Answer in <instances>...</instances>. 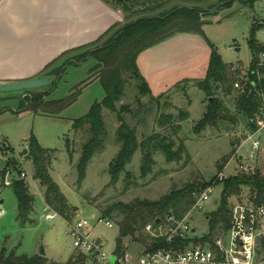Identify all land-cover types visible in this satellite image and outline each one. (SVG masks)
<instances>
[{
  "label": "rangeland",
  "instance_id": "rangeland-1",
  "mask_svg": "<svg viewBox=\"0 0 264 264\" xmlns=\"http://www.w3.org/2000/svg\"><path fill=\"white\" fill-rule=\"evenodd\" d=\"M113 6L121 8V4L108 0ZM199 7L208 10L203 17L201 27L202 34L196 38L192 35L175 33L166 38L170 55L181 57V67L176 70V82L168 76L170 83L167 90L154 96L158 99L159 108L151 103L147 96H140L141 107L136 105L135 96L138 91L135 81L126 78L125 95L122 102L129 104L135 111L133 116L126 115L125 119L136 130L138 140L153 132L169 136L174 142L173 150L181 145L184 151L180 154V160L167 162L164 155L158 151L153 152L154 165L151 172L141 177L139 167L142 162L141 151L137 150L126 170L132 174L135 185L125 184L123 175L116 186L107 189L101 197L97 195L108 184L109 162L116 156L120 144L117 141L118 122L115 115L104 109L103 118L107 130L105 147L103 151L95 154L86 168V175L77 188V162L81 143L87 138L81 131L74 133L73 122L83 116L95 101H101L104 91L96 78H89V71L95 64L92 57L77 65H66L65 74L58 80L54 92L49 94V100L62 99L80 88L76 100L62 111L59 116L30 115L21 113L16 115L19 102L17 98L7 100L6 109L0 107V168L4 162L10 159L8 167L11 185H1L0 200V251L6 249L16 255L28 257L42 256L46 264H66L75 254L71 238L67 231V224L60 216L45 206L43 188L33 179V167L26 160L20 162V154L26 150L27 140L32 134L44 148L55 151L54 160L50 168V176L58 184L60 191L68 200V203L76 209L74 219H86L93 223L92 216L100 215L107 206L118 202H130L135 198L156 200L168 193L172 188H182L187 184H200L217 176V181L226 179L238 172L252 173L264 169V151L253 156L250 149V141L244 140L247 130V121L240 116L239 123L235 126L228 122L218 128H207L199 134H194L193 127L202 117L207 105L204 91L196 85L197 81L204 78L209 43L217 50L222 61L226 64L239 63L246 67L251 60L248 48L249 34L252 28H257L254 38L264 44V0H256L252 8L243 5L240 0H233L228 6L219 3V0H143L135 5H129L124 13L129 23L142 17H155L167 12L174 7ZM123 11V10H122ZM123 24L117 26L101 42L87 47L79 54L73 55L67 60L102 46ZM164 39V40H166ZM162 40V41H164ZM166 52V47H163ZM34 93L41 90L34 89ZM23 94V92H9V95ZM8 94V93H3ZM30 96L29 90L25 91ZM218 96L233 113V95L223 96L219 91ZM25 97V96H24ZM179 110L187 111L188 117L180 121V129L173 133L170 128L159 127L157 120L159 112L172 113L175 116ZM263 145H264V140ZM68 145V147H67ZM6 146L5 149H1ZM68 148V149H67ZM72 149L70 162L68 150ZM241 157V159H240ZM227 158V162L221 170L219 165ZM16 161V163L14 162ZM24 170L26 177L24 184L33 196L32 221L26 225L16 219V198L12 183L18 180L19 172ZM223 175L222 177L220 175ZM222 178V179H221ZM221 179V180H220ZM1 183V182H0ZM222 186H213L209 198L203 203L201 209L190 210L187 214L188 223L195 228V237H200L207 232L206 215L217 208ZM249 197L247 188L242 190L240 196H232L229 202H246ZM52 215V219H47ZM95 232L103 234L106 239L105 249L108 253L115 248L117 229L100 225ZM201 245V244H199ZM260 245V244H259ZM42 252V254H41ZM261 256L259 255L258 260Z\"/></svg>",
  "mask_w": 264,
  "mask_h": 264
},
{
  "label": "trees",
  "instance_id": "trees-1",
  "mask_svg": "<svg viewBox=\"0 0 264 264\" xmlns=\"http://www.w3.org/2000/svg\"><path fill=\"white\" fill-rule=\"evenodd\" d=\"M232 1L219 0V3L228 6ZM240 1L243 5L252 8L256 0ZM121 8L125 12L129 6L121 4ZM207 12L208 10H202L196 6L190 8L174 7L155 17H142L124 23L102 46L85 51L72 60H66L55 70L53 87L57 85L60 74L66 65H77L92 57L95 64L89 71V78L98 79L104 91L103 99L93 102L88 111L73 122L74 133L81 131L85 137L87 136L81 143L80 155L75 163L77 188L81 186L85 178L86 168L91 158L103 151L105 147L107 130L102 114L104 109L114 114L119 124L116 134L120 148L116 156L109 162L110 179L108 184L99 192L98 197H101L107 189L116 186L122 175V180L125 181L127 187L136 184L132 181V174L126 170V166L137 150L141 151L142 156L139 167L141 177H145L151 172L154 165L152 157L154 151L163 154L167 162L180 160V154L184 151V147L181 143L177 150H173L174 142L169 136L153 132L138 140L136 130L125 119L128 114L133 116L135 111L129 104L123 103L122 99L125 95L126 78L129 76L128 79L135 81L134 85L138 91V96H135L136 105L141 107L140 96H147L151 103L157 105V111L160 110L159 98H155L151 94L147 83L138 70L136 58L140 52L175 33L202 34L203 17ZM256 29V27L251 29L248 39V48L251 53L249 75L256 69L259 62L257 56L264 53V46L254 38ZM209 48V61L205 77L196 82L197 87L205 93L207 105L202 117L193 127L194 134H199L207 128H218L226 122L235 126L239 123L237 116L243 117L247 121V128H253L252 118L261 102L258 90L264 94V79L261 82H256L257 90H252L248 94H240L233 89V82L239 74L238 70H232L233 64L224 63L217 50L210 43ZM251 78L254 77L251 76ZM33 91L29 90L32 94L23 99L21 109L30 113L56 116L76 100L80 88L65 98L47 101L44 100V97L51 92L34 93ZM219 91L223 96L233 95L235 112L232 113L223 103L218 96ZM159 113L157 120L159 127L170 128L173 133L180 129L179 122L188 117V112L183 110H179L176 116L172 113ZM67 152L71 162L72 149ZM54 154V150L41 147L36 138L32 134L30 135L27 159L31 161L33 167V179L43 188L44 203L60 218L71 221L75 217L76 209L68 203L58 184L50 176L49 170L55 157ZM226 162L227 158L219 165V170L223 168ZM216 184H221L222 189L217 208L206 215L207 232L200 237L194 236L191 239L193 244H201V246L213 250L214 241L230 227L234 205L229 202L230 197L240 196L242 190L247 188L249 191L248 200L256 205H264V169L252 173L238 172L221 181H217V176H214L209 181L200 184L191 183L182 188L174 187L156 200L135 198L130 202L118 201L107 206L98 216L111 220L115 224L117 229L115 253L134 252L143 247L152 250L160 246L163 239H155L145 235V226L149 223H165L169 216H173L175 220L183 219L192 209L196 198L206 188ZM12 186L16 198V219L21 224L26 225L32 221L33 196L25 184L19 183V179L14 181ZM187 242L189 240H180L175 244L183 247ZM259 255L261 256L260 259L264 260V238L260 241L257 250L258 258ZM0 264H46V260L42 256L16 255L13 251L8 252L3 248L0 251ZM66 264H84V258L81 255H75Z\"/></svg>",
  "mask_w": 264,
  "mask_h": 264
},
{
  "label": "crops",
  "instance_id": "crops-1",
  "mask_svg": "<svg viewBox=\"0 0 264 264\" xmlns=\"http://www.w3.org/2000/svg\"><path fill=\"white\" fill-rule=\"evenodd\" d=\"M127 19L124 11L108 0H0V84L52 78L50 84L37 89L52 94L57 87L52 86L55 70L67 58L79 54L87 46L101 42ZM183 34L194 38L198 36L196 33ZM169 39L145 49L136 58L138 70L153 96L167 90L170 83L166 82L168 76L173 83L176 82V70L181 67V57L168 54L170 46L166 41ZM163 47H166V52ZM209 53L210 49L206 70ZM65 69L66 66L60 77L65 74ZM24 92L22 95L0 93V107L2 105L6 109L7 100L15 97L19 102L16 115L23 112L40 114L21 109V102L26 97ZM48 96L44 97L45 101L49 100ZM28 140L26 150L19 156L31 163L27 159ZM5 148L2 146L1 149ZM10 159L12 157L0 168V175L13 169L11 165L8 167ZM3 201L1 199L0 203Z\"/></svg>",
  "mask_w": 264,
  "mask_h": 264
},
{
  "label": "built area",
  "instance_id": "built-area-1",
  "mask_svg": "<svg viewBox=\"0 0 264 264\" xmlns=\"http://www.w3.org/2000/svg\"><path fill=\"white\" fill-rule=\"evenodd\" d=\"M257 58L259 62L251 75L248 74L250 64L246 67L239 63L233 64L232 70L237 69L239 73L233 82V89L240 94L257 90L256 82L264 79V53H260ZM258 96L261 102L252 118L253 128H247L244 138L250 141L253 156L264 151L263 92L258 90ZM22 161L21 159L20 162ZM25 177V171L21 170L18 178ZM0 182V188L1 185H11L9 172L0 175ZM212 188H206L196 198L192 210L202 208ZM52 217V215L46 216L47 219ZM92 219V224L89 220L81 218L64 220L75 254L83 256L84 264H264V260H258L257 257L260 241L264 238V205H256L249 200L233 205L230 227L214 241L213 250L193 244L191 239L194 237L195 228L188 223L186 216L181 220H175L173 216H169L165 223H149L144 228L145 235L163 239V243L157 248L150 250L143 247L134 252L125 251L121 254H116L114 248L108 253L105 249L106 239L103 234L95 232V229L103 224L108 228L115 224L98 215H93ZM180 240H189V242L180 247L175 244ZM112 256L115 257L114 262H111Z\"/></svg>",
  "mask_w": 264,
  "mask_h": 264
},
{
  "label": "water",
  "instance_id": "water-1",
  "mask_svg": "<svg viewBox=\"0 0 264 264\" xmlns=\"http://www.w3.org/2000/svg\"><path fill=\"white\" fill-rule=\"evenodd\" d=\"M52 82V78H35L26 82L19 83H10V84H0V93H9V92H24L27 90L40 89ZM241 159V157H240ZM21 185L24 184V179H19ZM194 231V230H192ZM42 254V252H41ZM115 257H111V262H114Z\"/></svg>",
  "mask_w": 264,
  "mask_h": 264
},
{
  "label": "flooded vegetation",
  "instance_id": "flooded-vegetation-1",
  "mask_svg": "<svg viewBox=\"0 0 264 264\" xmlns=\"http://www.w3.org/2000/svg\"><path fill=\"white\" fill-rule=\"evenodd\" d=\"M113 1L118 4H126L129 6V5H135L137 2L143 1V0H113Z\"/></svg>",
  "mask_w": 264,
  "mask_h": 264
}]
</instances>
